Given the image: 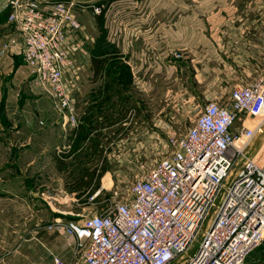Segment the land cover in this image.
Here are the masks:
<instances>
[{"label":"built area","instance_id":"1","mask_svg":"<svg viewBox=\"0 0 264 264\" xmlns=\"http://www.w3.org/2000/svg\"><path fill=\"white\" fill-rule=\"evenodd\" d=\"M3 1L0 13L16 36L0 44V57L20 53L33 85L72 132L83 35L74 3ZM90 8L95 16L102 11ZM262 136L264 65L253 81L235 85L227 101L208 102L170 155L130 185L125 200L47 224V232L75 240L70 260L53 255L51 264H244L264 240V161L257 157L264 144L254 157L246 154Z\"/></svg>","mask_w":264,"mask_h":264},{"label":"rangeland","instance_id":"2","mask_svg":"<svg viewBox=\"0 0 264 264\" xmlns=\"http://www.w3.org/2000/svg\"><path fill=\"white\" fill-rule=\"evenodd\" d=\"M49 1L72 2L75 5L83 27L82 54L85 56L74 64L77 75H87L84 66L91 57L90 51L101 34H104L105 40L114 45L122 56L127 55L125 62L131 65L132 68L128 64L131 74L133 71L134 76L137 75L143 82V95L140 104L142 113L135 117L137 121L135 122V118L131 121L132 117L129 116L127 121L131 125L121 126L116 132L109 133L105 140L113 143L115 136L120 134L124 137L126 134L125 145L114 147L108 144L105 148L99 147V154L92 153L90 143L83 144L84 149L75 153L66 151L68 148L61 149L66 152L59 153L62 162L60 165L56 164L60 174L58 181L54 177L46 179L42 189L36 187L35 179L31 181L33 216H40L42 224L48 221L51 223L57 218H75L78 214L90 216L100 207H110L114 202L125 200L130 185L157 161L170 155L172 143L186 133L207 102L216 99L227 101L233 84L242 85L243 81H231L230 84L224 82L229 70L211 69L204 75L192 65L184 67V57L189 60L183 53L185 49L194 47L200 51L205 48L203 42L206 40L213 46L220 44L221 47L235 49L240 37L230 36L224 31L226 27L254 28L255 24H259L264 29V0ZM91 5L102 6L101 20L92 14ZM259 38L260 36H248L246 40L251 42L252 39ZM169 47L176 54L175 61L168 64L169 58H165V50ZM136 123L142 130L141 133L138 130L137 138ZM54 138L58 145L59 136L54 135ZM34 140L38 141L39 137ZM261 143L264 144V137H256L246 154L254 157ZM34 145L25 153L32 162L31 176L37 175L39 154L42 151ZM260 152L257 157L264 161V148ZM238 165L239 162L236 166ZM51 167L47 169L50 170ZM232 176L225 184H229ZM97 191H100L99 195L89 200ZM47 192L49 196L46 195ZM46 202L50 204L47 206ZM54 208L61 211L62 214L59 215L62 216L56 215ZM31 235V259H25V263L51 264V257L55 253L54 243L48 238L50 234L37 228L33 221ZM52 237L59 236L54 233ZM261 245L264 246V240ZM196 248L197 244H194L190 253ZM11 257V254H5L4 257L1 255L0 264H24L23 259ZM260 257H263L260 264H264V254ZM182 263V260H178L172 264Z\"/></svg>","mask_w":264,"mask_h":264},{"label":"crops","instance_id":"3","mask_svg":"<svg viewBox=\"0 0 264 264\" xmlns=\"http://www.w3.org/2000/svg\"><path fill=\"white\" fill-rule=\"evenodd\" d=\"M3 3L4 1L0 0V9ZM6 18L7 13L1 12L0 44L16 36V31L13 26L7 23ZM255 26L254 28L228 26L224 29L230 36L240 37V40L236 41L235 49L221 47L220 44L213 46L209 40L203 42L205 48L200 51L194 47L185 49L183 53L188 56L189 60L184 57L185 61L182 60L186 64L184 67L192 65L204 75H207L211 69L229 70V73L225 75L228 78L224 80L227 84H230L231 81L236 83L243 81L241 82L242 85L250 83L264 65V29L259 24H255ZM248 36H260V38L252 39L250 42L246 40ZM173 50L172 47L165 50V58H169L168 64L175 61L176 51ZM83 57L85 56L82 52L79 53L76 56V61ZM86 57L89 58V55ZM123 57L125 58L124 64L128 65L129 63L125 62L127 55L125 54ZM86 62L84 67L87 69V75L75 77V92L72 97L77 126L70 132L64 126L66 116L55 108L48 96L33 86V77L25 66L20 53L15 51V53L0 57V257L11 254L12 259H23L24 264H26L25 259H31V234L34 221L37 228H42L44 232L50 234L48 238H50V242L53 241L54 243V255L64 262L70 260L73 255L75 240L60 234H56L59 237H52L54 233L45 230L49 221L42 224L43 221L40 216L36 214L33 216V182L31 184V181L35 179L34 184L41 189L44 185L43 181L46 179L54 177V180L58 181L60 174L56 164L59 163L60 165L62 162L58 161L61 158L59 153L65 154L66 151L70 150V145L75 138L78 126L81 124V117L86 106L92 109L93 106L96 107L93 111L96 112L94 119L97 124L96 132L99 134L98 147L104 148L108 144L114 145V147L125 145L126 134L123 135L124 137L120 134L119 137L115 136L113 143L105 140L109 133L116 132L121 126L131 125V122L127 121L129 116L132 117L130 119L132 121L139 115L138 113H142L140 104L142 103L143 82L139 80L137 75L134 76L133 71L129 86L122 87L124 83L120 82V90L123 92L120 93L118 99L112 98L115 101V107L113 109H109L107 106L102 108L100 107L102 104L100 105L99 92L104 90L107 79L101 75L94 76L91 58ZM161 63L163 62L161 61ZM130 68H132L131 65ZM233 69H235L234 72ZM214 101L222 100L216 99ZM109 115L114 119L111 124L106 121ZM138 130L141 133V126H137L136 123V138L138 137ZM54 135L59 136L58 145ZM35 137H39V140H34ZM70 140L71 142H69ZM89 141L84 145L89 144ZM34 144L39 148V151L40 149L42 151L39 154L37 175L31 176L33 168L30 167V164L32 162L29 157L25 156V153L34 147ZM61 149L66 151L63 152ZM47 167H51L54 171L47 169ZM69 193L73 195L72 191ZM46 195L49 196L48 192ZM46 204L48 206L50 203L46 202ZM54 210L57 213L54 214H62L58 209L54 208ZM72 216L74 215L72 214ZM262 253L264 254V246L260 245L248 256L244 264L262 263L263 257H260Z\"/></svg>","mask_w":264,"mask_h":264},{"label":"trees","instance_id":"4","mask_svg":"<svg viewBox=\"0 0 264 264\" xmlns=\"http://www.w3.org/2000/svg\"><path fill=\"white\" fill-rule=\"evenodd\" d=\"M102 15L103 13L97 15V18L101 20ZM90 53L94 76L101 75L107 79L106 84L104 85V90L99 92V97L101 98L100 105L102 104L100 107L103 108L107 106L109 109H113L115 107V101L112 100V98L118 99L120 93L123 92V90H120V82L122 81L124 83L122 84V87L130 85L129 81L130 78H132L130 68L128 65L124 64L125 58L120 54V51H118L114 45L105 40L104 34H101L100 39L97 40ZM104 94L106 95L104 96ZM94 108L96 107L93 106V109ZM93 109L87 106L84 108L81 117V124L78 126L75 138L70 145L69 152L75 153L78 150L82 151L84 149L83 144L90 140L89 143L92 153H100L97 140L99 134L96 132L97 124L94 119L96 112H94ZM113 120L114 119H112V116L110 115L106 119L108 124H111ZM95 134L97 135L92 137ZM58 161L60 162L59 159Z\"/></svg>","mask_w":264,"mask_h":264}]
</instances>
